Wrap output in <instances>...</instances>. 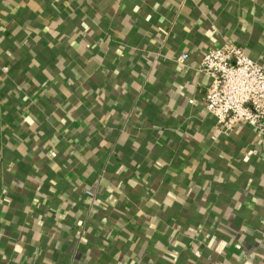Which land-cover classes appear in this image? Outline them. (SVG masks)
I'll list each match as a JSON object with an SVG mask.
<instances>
[{"label": "crops", "instance_id": "obj_1", "mask_svg": "<svg viewBox=\"0 0 264 264\" xmlns=\"http://www.w3.org/2000/svg\"><path fill=\"white\" fill-rule=\"evenodd\" d=\"M227 40L264 64V0H0V264H264V136L202 102Z\"/></svg>", "mask_w": 264, "mask_h": 264}, {"label": "built area", "instance_id": "obj_2", "mask_svg": "<svg viewBox=\"0 0 264 264\" xmlns=\"http://www.w3.org/2000/svg\"><path fill=\"white\" fill-rule=\"evenodd\" d=\"M185 58L181 53L177 60L183 62ZM6 68L1 66L3 71ZM197 69L209 78L202 95L207 115L224 131L244 124L264 136V64L227 40L204 51ZM243 264L248 262L244 260Z\"/></svg>", "mask_w": 264, "mask_h": 264}, {"label": "trees", "instance_id": "obj_3", "mask_svg": "<svg viewBox=\"0 0 264 264\" xmlns=\"http://www.w3.org/2000/svg\"><path fill=\"white\" fill-rule=\"evenodd\" d=\"M57 219H58V223H59L60 222V218H57ZM238 228L233 233L231 232L232 233V237L236 236L237 231L239 232V231L244 230L242 227L239 228L240 230ZM188 230H191V228H188Z\"/></svg>", "mask_w": 264, "mask_h": 264}]
</instances>
